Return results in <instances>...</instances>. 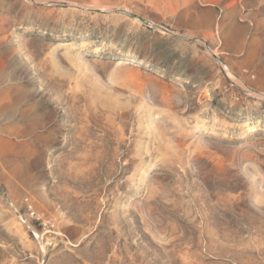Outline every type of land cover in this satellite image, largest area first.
Listing matches in <instances>:
<instances>
[{"label":"rangeland","instance_id":"1","mask_svg":"<svg viewBox=\"0 0 264 264\" xmlns=\"http://www.w3.org/2000/svg\"><path fill=\"white\" fill-rule=\"evenodd\" d=\"M0 264H264V0H0Z\"/></svg>","mask_w":264,"mask_h":264},{"label":"bare ground","instance_id":"2","mask_svg":"<svg viewBox=\"0 0 264 264\" xmlns=\"http://www.w3.org/2000/svg\"><path fill=\"white\" fill-rule=\"evenodd\" d=\"M96 6V5H95Z\"/></svg>","mask_w":264,"mask_h":264}]
</instances>
